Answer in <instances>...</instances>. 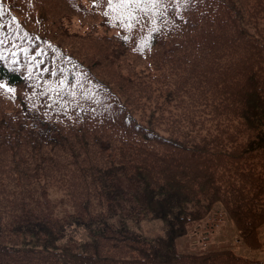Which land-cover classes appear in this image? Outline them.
I'll return each instance as SVG.
<instances>
[{"label":"trees","instance_id":"obj_1","mask_svg":"<svg viewBox=\"0 0 264 264\" xmlns=\"http://www.w3.org/2000/svg\"><path fill=\"white\" fill-rule=\"evenodd\" d=\"M217 204L262 249L264 0H0V264H264Z\"/></svg>","mask_w":264,"mask_h":264},{"label":"rangeland","instance_id":"obj_2","mask_svg":"<svg viewBox=\"0 0 264 264\" xmlns=\"http://www.w3.org/2000/svg\"><path fill=\"white\" fill-rule=\"evenodd\" d=\"M201 223L189 226L188 233L177 239L176 246L179 251L202 253L229 246L244 257L264 260V246L262 250H250L243 243H237L238 229L234 222L226 216L220 204L216 205L215 213ZM146 228H156V225H146ZM258 234L259 238L264 241V225L259 228Z\"/></svg>","mask_w":264,"mask_h":264}]
</instances>
